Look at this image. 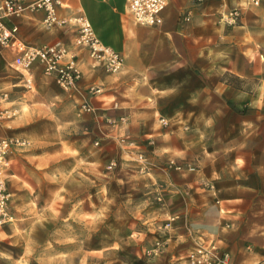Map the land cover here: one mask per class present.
Returning <instances> with one entry per match:
<instances>
[{"label":"crops","instance_id":"0c3cea01","mask_svg":"<svg viewBox=\"0 0 264 264\" xmlns=\"http://www.w3.org/2000/svg\"><path fill=\"white\" fill-rule=\"evenodd\" d=\"M215 1L221 8L224 1L231 2L224 12L241 9L238 22L246 31H239L238 39L230 35L232 30L219 38L204 32L197 21L182 20L179 9L201 5L195 0H167L159 21L148 26L133 21L125 0H64L61 16L86 15L103 42L124 53L126 78L118 83L109 82V75L97 68L103 67L90 59L85 48L74 46L73 27L46 28L40 11L4 21L17 27L16 37L26 44L60 43L75 55L82 73L76 91L61 89L55 76L38 66L28 72V86L37 82L47 99L79 109L85 90L100 83L102 92L88 99L94 108L90 129L84 123L82 131H118L113 122L124 117L128 131H156L158 148L174 150L164 158L173 157L184 169H155L143 184L148 209L175 216L165 260L187 257L189 250L204 242L229 252L234 264H259L264 262V115L232 110L227 103L238 108L264 104V1L258 6L248 5L247 0ZM211 3L207 5L215 2ZM244 8L251 10L245 14ZM247 32L248 37L242 35ZM9 57L12 66L14 52L0 45V74ZM10 83L5 88L25 85L22 78ZM164 114L189 122V131L173 130L169 124L156 129L158 116ZM14 126L11 120L6 122L1 133L8 134ZM78 131H67L68 143L81 141V123ZM16 154L8 178L10 191ZM155 176L162 189L155 186ZM155 194L161 196L159 203L152 200Z\"/></svg>","mask_w":264,"mask_h":264},{"label":"rangeland","instance_id":"374dc122","mask_svg":"<svg viewBox=\"0 0 264 264\" xmlns=\"http://www.w3.org/2000/svg\"><path fill=\"white\" fill-rule=\"evenodd\" d=\"M208 1L179 9L178 15L182 20L188 17L184 20L187 23L197 21L208 34L221 38V34L232 30L230 35L238 39L239 31H246L240 27L241 22L228 26L221 20L227 3L231 6V2L224 1L221 8L217 6L219 2ZM211 2H215L214 5H207ZM250 10L243 9L245 14ZM123 17L129 19L125 13ZM242 35L248 37L249 34ZM10 58L0 74V81L6 80L0 84V92L7 93L3 105L16 110V116L11 119L15 126L8 128V134L24 139L25 144L13 161L16 174L11 184L14 218L0 226V264H189L186 256L165 260L169 251L167 236L173 233L175 216L171 226L165 228L166 220L172 216L148 209L149 203L144 201L148 197L147 187L143 186L148 174L138 172L137 162L130 158L133 150L121 146L119 139L124 135L137 142L136 146L152 163L150 174L155 169L162 170L168 162L177 163L173 157L164 158L165 153L172 155L174 150L158 148L156 131L139 134L128 131V122L125 127L119 121L114 122L118 131H82L84 123L85 128L90 129L94 111L81 112L78 107L52 102L35 81L31 86L20 83L12 90L5 88L21 78L25 82L26 73L11 66ZM97 68L109 75L111 83L126 78L124 65L117 73ZM87 78L93 80V76ZM107 100L111 105L113 98ZM227 105L232 110L257 111L264 115V104L257 108L249 105L238 108L233 102ZM162 117L173 130L176 127V131H189V122L174 120L165 114ZM160 118L158 116L156 129L162 128ZM79 123L81 141L70 144L67 131L79 133ZM147 137H151L153 144L147 143ZM96 140L98 145L94 144ZM111 158L119 163L114 172L106 170ZM154 178L155 186L162 189L159 179ZM152 200L160 202L157 198Z\"/></svg>","mask_w":264,"mask_h":264},{"label":"built area","instance_id":"2783aa9c","mask_svg":"<svg viewBox=\"0 0 264 264\" xmlns=\"http://www.w3.org/2000/svg\"><path fill=\"white\" fill-rule=\"evenodd\" d=\"M128 14L133 21L141 26L153 25L160 19L161 13L167 6V0H125ZM200 3L205 0H195ZM220 1V0H218ZM264 0H247L248 5L258 6ZM64 5V0H0V45L10 48L14 52L12 66L19 71L25 72V83L31 82L28 72L34 66L42 68L45 73L55 76L57 84L64 90L76 91L81 79L75 55L60 43L45 45H29L16 37L17 27L9 26L5 23V18L20 17L27 12L40 11L43 14L42 22L46 28L73 27L76 30L74 36V46L85 48L90 59L101 65L109 73L119 72L124 65L123 55L107 45L94 30L90 20L84 14L61 16L59 10ZM241 17V9L232 8L221 15L224 25H236ZM188 20V17H184ZM102 92L101 87L91 85L85 90V99L79 110L81 112L92 113L94 108L88 99L92 95ZM7 93L0 92V226L12 222L14 215L12 212L11 191L8 186L10 176L11 161L14 153L25 144L24 139L14 135L3 134L6 122L16 116V110L3 106ZM116 122V121H115ZM114 123V122H113ZM119 123L125 124L124 117L119 118ZM160 124L167 126L168 122L164 117L160 118ZM148 144H153L151 137H147ZM121 146L133 150L130 157L137 162L138 172L148 173L152 169L144 151L140 149L135 140L127 136L120 137ZM95 145L99 141L94 142ZM118 160L111 158L107 165L108 172H114L118 168ZM182 164L168 162L162 166V170L182 171ZM193 166H188L187 170L193 171ZM161 200V196H157ZM174 220V216L165 222V228H169ZM189 264H234L229 252L218 249L214 246L205 245L204 242L197 244L187 253ZM264 264V262L259 263Z\"/></svg>","mask_w":264,"mask_h":264},{"label":"trees","instance_id":"16d2710c","mask_svg":"<svg viewBox=\"0 0 264 264\" xmlns=\"http://www.w3.org/2000/svg\"><path fill=\"white\" fill-rule=\"evenodd\" d=\"M243 111H245V109Z\"/></svg>","mask_w":264,"mask_h":264}]
</instances>
